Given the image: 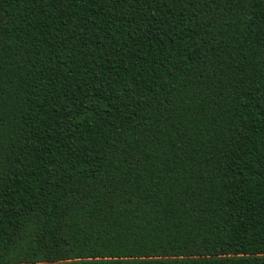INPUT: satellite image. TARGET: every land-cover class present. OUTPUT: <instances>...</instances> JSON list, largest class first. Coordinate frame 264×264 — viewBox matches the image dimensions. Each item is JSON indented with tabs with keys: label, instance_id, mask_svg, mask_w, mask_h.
I'll use <instances>...</instances> for the list:
<instances>
[{
	"label": "trees",
	"instance_id": "16d2710c",
	"mask_svg": "<svg viewBox=\"0 0 264 264\" xmlns=\"http://www.w3.org/2000/svg\"><path fill=\"white\" fill-rule=\"evenodd\" d=\"M264 264V0H0V264Z\"/></svg>",
	"mask_w": 264,
	"mask_h": 264
},
{
	"label": "rangeland",
	"instance_id": "374dc122",
	"mask_svg": "<svg viewBox=\"0 0 264 264\" xmlns=\"http://www.w3.org/2000/svg\"><path fill=\"white\" fill-rule=\"evenodd\" d=\"M35 264H55V263L47 262V263H35Z\"/></svg>",
	"mask_w": 264,
	"mask_h": 264
}]
</instances>
